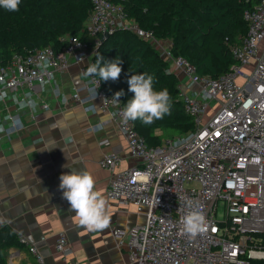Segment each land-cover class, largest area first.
Instances as JSON below:
<instances>
[{
    "label": "built area",
    "instance_id": "obj_1",
    "mask_svg": "<svg viewBox=\"0 0 264 264\" xmlns=\"http://www.w3.org/2000/svg\"><path fill=\"white\" fill-rule=\"evenodd\" d=\"M255 1L244 12L245 38L230 46L236 63L219 78L201 76L187 59L174 57L169 40H159L138 26L134 29L190 85L197 86L201 96L180 89V100L194 121V130L157 147L146 144L133 121L123 122L121 97L116 102L98 76L86 74L103 37L125 27L123 8L112 0H91L83 31L92 41L67 36L61 51L34 48L6 62L0 59V93L33 89L55 74L65 73L74 62L88 82L68 97L61 95L62 103L80 105L87 112H113L112 120L124 134L136 164L112 177L107 198L120 207L133 206L145 216L141 225L113 231L119 247L129 252V264H264V48L260 46L264 0ZM90 89H96L95 99ZM55 94L60 95L57 89ZM18 131L11 135L5 131L3 136L10 138ZM120 162L121 157L112 153L104 155L99 165L114 172ZM193 210L204 216L205 224L204 231L191 238L181 221ZM19 243L27 245L43 264L36 244L24 236ZM56 251L64 258L73 253L65 233L59 235ZM18 254H11L10 264Z\"/></svg>",
    "mask_w": 264,
    "mask_h": 264
},
{
    "label": "crops",
    "instance_id": "obj_2",
    "mask_svg": "<svg viewBox=\"0 0 264 264\" xmlns=\"http://www.w3.org/2000/svg\"><path fill=\"white\" fill-rule=\"evenodd\" d=\"M260 46L264 48V40ZM169 66L181 90L201 97L197 86L190 85L173 63ZM87 82L80 66L71 62L65 73L55 74L51 81L33 89L0 93V125L7 126L8 117L15 116L23 123V128L10 138L0 133V218L18 239L24 236L36 244L43 264H129V252L119 247L113 231L130 230L145 222V216L133 206L120 207L107 198L112 177L136 164L124 134L112 120L113 112H87L80 105L65 106L61 101V95L68 97ZM28 98L36 102L35 111L29 107L21 109L20 103ZM104 141L109 143L104 145ZM112 153L121 157L114 172L99 165L104 155ZM73 170H87L95 177L96 189L108 202L107 228L90 232L75 221V213L59 189L60 175ZM61 233L66 234L73 250L66 258L56 251ZM16 251L19 254L13 264H40L23 244L8 251L7 264Z\"/></svg>",
    "mask_w": 264,
    "mask_h": 264
},
{
    "label": "trees",
    "instance_id": "obj_3",
    "mask_svg": "<svg viewBox=\"0 0 264 264\" xmlns=\"http://www.w3.org/2000/svg\"><path fill=\"white\" fill-rule=\"evenodd\" d=\"M122 6L126 18L159 40L171 42L174 57H183L196 66L198 74L219 78L236 63L230 46L241 44L248 30L246 9L255 0H112ZM91 0H21L19 11L0 9V59L11 60L34 48L51 47L56 52L67 45V36L92 39L83 31L91 11ZM102 63L120 57L122 72L115 82L102 81L104 89L115 94L123 90V105L134 97L127 80L132 74L153 77L154 90L167 88L171 96V114L151 125L133 121L136 131L149 147L165 140L180 138L194 130L193 119L180 100V86L170 71L169 62L160 56L148 40L130 29H118L103 40L93 57ZM16 233L0 226V264H7L8 251L19 246ZM262 264V263H261Z\"/></svg>",
    "mask_w": 264,
    "mask_h": 264
},
{
    "label": "clouds",
    "instance_id": "obj_4",
    "mask_svg": "<svg viewBox=\"0 0 264 264\" xmlns=\"http://www.w3.org/2000/svg\"><path fill=\"white\" fill-rule=\"evenodd\" d=\"M20 3L21 0H0V9L17 12ZM102 60L103 57L98 56L95 63L88 66L86 74L98 76L101 81H117L122 72L123 60L120 57L110 62L102 63ZM127 83L128 90L134 93V97L128 100L122 111L124 123L139 120L145 125H151L157 120H162L165 115L171 114V96L168 89L154 90L151 75L132 74ZM96 89L89 90L93 99L97 96ZM123 95V90H120L114 94L113 98L119 102V98ZM0 99H3V96H0ZM20 107L21 109L29 107L35 111L37 105L34 100L28 98L26 102L20 103ZM8 119L10 120L8 128L5 129L3 125H0V133L7 131L11 135L14 131L23 128L19 116L8 117ZM59 180L62 197L75 213L74 219L79 226L90 232L103 230L109 226L108 202L102 192L96 189V180L91 172L73 170L61 174ZM181 223L183 231L191 238L204 231V216L198 210L190 211L182 218Z\"/></svg>",
    "mask_w": 264,
    "mask_h": 264
},
{
    "label": "rangeland",
    "instance_id": "obj_5",
    "mask_svg": "<svg viewBox=\"0 0 264 264\" xmlns=\"http://www.w3.org/2000/svg\"><path fill=\"white\" fill-rule=\"evenodd\" d=\"M124 29H130L132 31H134V29L138 26L134 21H130V20H126L125 24H124ZM170 64V62H169ZM190 86V85H189ZM16 249V248H15Z\"/></svg>",
    "mask_w": 264,
    "mask_h": 264
},
{
    "label": "water",
    "instance_id": "obj_6",
    "mask_svg": "<svg viewBox=\"0 0 264 264\" xmlns=\"http://www.w3.org/2000/svg\"><path fill=\"white\" fill-rule=\"evenodd\" d=\"M108 38H109V35L106 34V35L103 37V40L108 39Z\"/></svg>",
    "mask_w": 264,
    "mask_h": 264
}]
</instances>
